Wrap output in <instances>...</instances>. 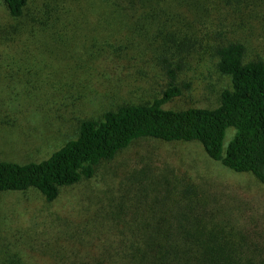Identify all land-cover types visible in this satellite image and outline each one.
Returning a JSON list of instances; mask_svg holds the SVG:
<instances>
[{"label": "rangeland", "instance_id": "obj_1", "mask_svg": "<svg viewBox=\"0 0 264 264\" xmlns=\"http://www.w3.org/2000/svg\"><path fill=\"white\" fill-rule=\"evenodd\" d=\"M109 2L31 0L13 18L0 1V161L44 160L82 120L152 101L169 63L181 94L165 108L216 107L230 86L216 68L217 39L240 41L264 61V0L241 8L233 31H217L225 22L216 14L196 31H110ZM187 186L225 220L264 226V186L252 176L211 160L197 142L140 139L51 203L34 189L0 192V264H77L86 248L113 239L107 220L117 205L138 197L148 205Z\"/></svg>", "mask_w": 264, "mask_h": 264}, {"label": "trees", "instance_id": "obj_2", "mask_svg": "<svg viewBox=\"0 0 264 264\" xmlns=\"http://www.w3.org/2000/svg\"><path fill=\"white\" fill-rule=\"evenodd\" d=\"M0 1L16 18L31 0ZM252 1L110 0L107 19L115 20L110 31H196L203 19L216 14L213 21L221 16L225 23L215 29L233 31L239 27V11ZM217 43L216 68L230 86L216 107L165 108L181 94L169 63L166 89L152 101L118 106L99 120H82L77 136L44 160L0 161V192L34 189L51 203L62 188L93 178L102 162L148 138L197 142L211 160L264 186V61L249 58L240 41ZM228 129L233 133L223 150ZM172 193L154 196L148 205L139 197L117 205L107 220L112 221L113 239L101 247L92 243L77 264H264L262 224L225 220L189 186Z\"/></svg>", "mask_w": 264, "mask_h": 264}]
</instances>
